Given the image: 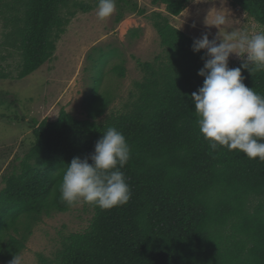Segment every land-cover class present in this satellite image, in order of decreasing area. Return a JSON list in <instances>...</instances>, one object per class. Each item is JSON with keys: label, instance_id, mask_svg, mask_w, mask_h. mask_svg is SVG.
<instances>
[{"label": "trees", "instance_id": "1", "mask_svg": "<svg viewBox=\"0 0 264 264\" xmlns=\"http://www.w3.org/2000/svg\"><path fill=\"white\" fill-rule=\"evenodd\" d=\"M189 1L152 0L167 11L150 15L164 53L142 64L144 76L135 82L128 112L96 121L109 98L93 94L85 100L86 118L61 109L56 119L31 125L33 140L20 171L7 176L0 190L1 262L8 264L25 249L43 215L69 210L59 190L67 163L92 153L96 141L115 127L130 146L121 169L129 201L104 210L89 204L93 215L87 228L64 236L52 259L41 257L44 264H264V162L227 147L213 151L199 132L190 95L202 86L197 72L205 50L194 53V38L169 21ZM229 1L264 27V0ZM97 4L0 0V12L4 7L11 23L7 43L20 55L12 77L22 79L52 59L71 18ZM116 6L117 22L125 12L145 13L135 0H116ZM114 70L120 77L125 73L123 66ZM242 75L246 86L264 96V70Z\"/></svg>", "mask_w": 264, "mask_h": 264}, {"label": "rangeland", "instance_id": "2", "mask_svg": "<svg viewBox=\"0 0 264 264\" xmlns=\"http://www.w3.org/2000/svg\"><path fill=\"white\" fill-rule=\"evenodd\" d=\"M135 1L145 13L125 12L119 22L116 21L117 6L105 20L97 18V8L87 13L78 12L57 41L52 59L22 79L12 77L17 73L20 55L7 43L5 35L11 23L8 13L1 7L0 190L7 176L20 171L19 163L33 140V123L44 118L54 120L61 109L84 119L88 116L85 100L93 94L109 98L104 114L96 119L98 122L131 109L136 98L135 82L144 76L142 64L153 62L157 55L164 53L150 15L154 11L167 15L164 4L154 5L152 0ZM217 12L228 18L219 28L211 25ZM169 21L194 39L204 33L212 39L231 31H244L249 35L264 32L262 25L239 7L232 6L229 0H190L179 15L169 16ZM241 62L236 54H230V68H236ZM117 65L125 69L122 77L114 70ZM98 71L101 73L96 85ZM92 215L89 203H76L66 212L43 215L33 225L25 249L19 254L23 264H44L41 257L52 259L64 236L85 230ZM0 264L5 263L0 261Z\"/></svg>", "mask_w": 264, "mask_h": 264}, {"label": "clouds", "instance_id": "3", "mask_svg": "<svg viewBox=\"0 0 264 264\" xmlns=\"http://www.w3.org/2000/svg\"><path fill=\"white\" fill-rule=\"evenodd\" d=\"M115 11L116 0H98L99 20ZM227 21V15L217 12L211 25L219 28ZM191 50H205L203 67L197 72L203 83L190 95L200 134L213 151L227 147L264 162V96L246 86L242 75V70H264V32L231 31L212 39L204 33L193 40ZM230 54L241 58L239 67L228 66ZM129 158L125 136L109 127L92 153L67 163L59 189L61 200L69 206L89 203L102 210L126 204L131 190L121 169ZM8 264H23V257L13 255Z\"/></svg>", "mask_w": 264, "mask_h": 264}]
</instances>
